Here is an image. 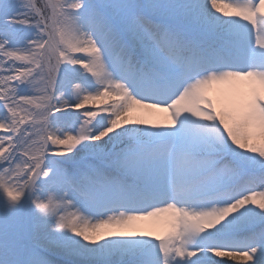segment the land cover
<instances>
[{"label":"snow or ice","instance_id":"obj_1","mask_svg":"<svg viewBox=\"0 0 264 264\" xmlns=\"http://www.w3.org/2000/svg\"><path fill=\"white\" fill-rule=\"evenodd\" d=\"M0 264H264V0H0Z\"/></svg>","mask_w":264,"mask_h":264}]
</instances>
